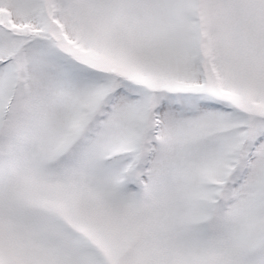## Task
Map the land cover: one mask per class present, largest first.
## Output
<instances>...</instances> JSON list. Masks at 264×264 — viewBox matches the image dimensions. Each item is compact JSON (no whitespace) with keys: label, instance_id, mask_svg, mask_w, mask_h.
Returning <instances> with one entry per match:
<instances>
[{"label":"snow or ice","instance_id":"1","mask_svg":"<svg viewBox=\"0 0 264 264\" xmlns=\"http://www.w3.org/2000/svg\"><path fill=\"white\" fill-rule=\"evenodd\" d=\"M0 264H264V0H0Z\"/></svg>","mask_w":264,"mask_h":264}]
</instances>
